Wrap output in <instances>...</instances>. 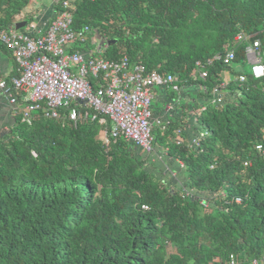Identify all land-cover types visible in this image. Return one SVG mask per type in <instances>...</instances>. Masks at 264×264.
<instances>
[{"label":"trees","instance_id":"trees-1","mask_svg":"<svg viewBox=\"0 0 264 264\" xmlns=\"http://www.w3.org/2000/svg\"><path fill=\"white\" fill-rule=\"evenodd\" d=\"M71 1L74 29L116 40L107 59L126 56L210 99L230 68L215 63L193 81L198 61L233 50L240 64L257 40L264 54V0ZM30 2L0 0V29ZM240 75L221 105L197 108L198 146L176 143L179 123L153 128L155 146L184 164L185 189L132 142L104 146L97 121L16 117L0 138V264H264V78Z\"/></svg>","mask_w":264,"mask_h":264},{"label":"built area","instance_id":"built-area-1","mask_svg":"<svg viewBox=\"0 0 264 264\" xmlns=\"http://www.w3.org/2000/svg\"><path fill=\"white\" fill-rule=\"evenodd\" d=\"M72 4L71 0H58L56 16L43 28L33 22L22 31L14 26L0 29V44L12 55L18 69L17 75L9 80L0 79V89L6 92L11 103H16V95H24L26 106L22 116L26 122L39 114L59 122L68 119L75 127L81 122L97 121L102 126L104 146L124 139L145 154H152L155 149L153 128L160 125L153 117V89L160 87L180 92L178 78L149 71L143 64H131L126 56L118 60L107 59L104 52L110 46V38L99 36L97 44L88 45L94 35L88 26L74 29ZM235 40L241 42L247 40V36L240 34ZM79 45L86 49H78ZM245 56L252 63L254 79L264 78L261 42L257 40L248 45ZM234 60L235 52L229 50L224 55L198 61L190 78L205 81L215 63L222 62L225 67H231ZM246 81L243 75L234 80L238 85ZM226 85L220 83L213 88V104L223 103ZM182 134L181 128L174 131L176 143L184 146ZM206 136L205 131L200 132L195 145L198 146ZM256 149L263 151L260 146ZM164 150L168 151L167 148ZM235 201L241 203L242 199ZM203 204L209 206L207 202L203 201Z\"/></svg>","mask_w":264,"mask_h":264},{"label":"crops","instance_id":"crops-1","mask_svg":"<svg viewBox=\"0 0 264 264\" xmlns=\"http://www.w3.org/2000/svg\"><path fill=\"white\" fill-rule=\"evenodd\" d=\"M57 2L58 0H31L30 5L26 8L18 22H26L27 19L25 20L24 16L27 15L29 18L31 17L34 19L33 22H36H34V24H36L38 28H43L45 23L51 21L56 16L58 12ZM98 40L99 37L92 36V46L97 44ZM83 48L85 50L86 46H83ZM263 55L262 53V59ZM245 62L252 67V63L247 59ZM233 67L234 66L229 67L230 69L222 72V83L227 84L234 82L235 77L242 74H235ZM17 70V65L12 55L0 44V79L9 80L11 77L17 75ZM227 94L228 90L225 88V95ZM153 95V117L155 121L160 122V125H157V127L164 126L170 121L179 123V125H181L180 127L183 129L186 146L194 148L196 146L194 142L199 138V133L203 132L197 123L198 111L196 110H198L197 108L199 107L204 109L205 106L211 102L204 87L182 85L180 92H172L168 88L156 87L153 89ZM14 98L16 99V103H11L6 92L0 89V138L4 137L9 132L14 124L15 118L19 115L22 116L26 106L24 95H16ZM22 121L26 122L23 120V116ZM161 130H163V128H161ZM140 152L143 157L147 155L143 151ZM147 156L148 162L154 164L163 173L166 179L165 182L169 181L170 185L175 184L184 189L186 188L183 186L184 180L182 178V172L185 167L180 162H172L168 159L167 152H165L163 147L156 145L153 153Z\"/></svg>","mask_w":264,"mask_h":264},{"label":"rangeland","instance_id":"rangeland-1","mask_svg":"<svg viewBox=\"0 0 264 264\" xmlns=\"http://www.w3.org/2000/svg\"><path fill=\"white\" fill-rule=\"evenodd\" d=\"M27 20H29V17H27ZM26 28L27 27H25L24 29H26ZM233 68L235 70V74L243 73V74H246V75H250L251 72H252V67L247 62H241L240 64L239 63L238 64H235ZM155 127H157V126H155Z\"/></svg>","mask_w":264,"mask_h":264},{"label":"water","instance_id":"water-1","mask_svg":"<svg viewBox=\"0 0 264 264\" xmlns=\"http://www.w3.org/2000/svg\"><path fill=\"white\" fill-rule=\"evenodd\" d=\"M26 26H27V23L26 22H17L14 25V27H15L16 30L24 29ZM115 43H116V40H109L108 41V44L109 45H113Z\"/></svg>","mask_w":264,"mask_h":264},{"label":"clouds","instance_id":"clouds-1","mask_svg":"<svg viewBox=\"0 0 264 264\" xmlns=\"http://www.w3.org/2000/svg\"><path fill=\"white\" fill-rule=\"evenodd\" d=\"M212 103V102H211ZM179 129V128H178ZM182 129V128H181ZM185 139V138H184ZM137 147V146H136ZM181 164H183V163H181ZM183 166H184V164H183Z\"/></svg>","mask_w":264,"mask_h":264},{"label":"bare ground","instance_id":"bare-ground-1","mask_svg":"<svg viewBox=\"0 0 264 264\" xmlns=\"http://www.w3.org/2000/svg\"><path fill=\"white\" fill-rule=\"evenodd\" d=\"M18 107V106H17ZM18 113V112H17Z\"/></svg>","mask_w":264,"mask_h":264}]
</instances>
